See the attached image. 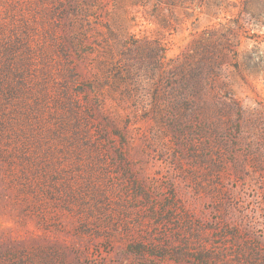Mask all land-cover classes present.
I'll use <instances>...</instances> for the list:
<instances>
[{"label":"rangeland","instance_id":"obj_1","mask_svg":"<svg viewBox=\"0 0 264 264\" xmlns=\"http://www.w3.org/2000/svg\"><path fill=\"white\" fill-rule=\"evenodd\" d=\"M0 264H264V0H0Z\"/></svg>","mask_w":264,"mask_h":264},{"label":"trees","instance_id":"obj_2","mask_svg":"<svg viewBox=\"0 0 264 264\" xmlns=\"http://www.w3.org/2000/svg\"><path fill=\"white\" fill-rule=\"evenodd\" d=\"M77 23H79V22L76 20H74L72 22V33L69 36L68 42H70L69 50H75V51L79 52L81 47L83 46V42L88 40V34L84 28L82 29V25H81L82 23L80 24V26H78V28H77ZM112 56H113V54H109L106 58L111 60ZM116 65H117V72H115L114 74H113V72H111L113 67H112V64L109 62H105L102 64L103 71L106 74L111 72V74H113V78L114 79L118 78V80H120V77H125V76L131 75L129 70H127V72L118 71V68H119L118 64H116ZM68 74L72 79H75L76 74L74 72V69L69 70ZM96 76L98 77V74H96Z\"/></svg>","mask_w":264,"mask_h":264}]
</instances>
